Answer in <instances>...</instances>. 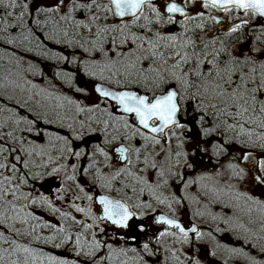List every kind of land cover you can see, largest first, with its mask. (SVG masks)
Listing matches in <instances>:
<instances>
[{
  "label": "snow or ice",
  "instance_id": "obj_1",
  "mask_svg": "<svg viewBox=\"0 0 264 264\" xmlns=\"http://www.w3.org/2000/svg\"><path fill=\"white\" fill-rule=\"evenodd\" d=\"M0 8L17 20H4L0 28V33L17 30L0 36L20 53H12L16 66L44 76L24 54L51 60L57 64L55 79L75 94L56 93L55 85L39 86L23 75V83L0 81V89L27 92L26 99L17 100L25 114L0 108L6 113L0 119V225L9 232L55 248L71 247L75 257L87 258L86 264H151L146 257L157 254L152 238L188 242L190 232L203 236L195 225L186 229L164 214L153 215L148 224L146 212L133 210L152 209L141 199L146 193L168 208L181 203L161 191L170 180L186 190L211 179L184 180L177 169H194L191 157L210 151L219 156L228 152L225 145H233L226 166L230 179L264 188V0H51L39 5L0 0ZM50 45L74 51L68 56ZM97 132L104 133L107 144L138 141L116 147L115 156L99 144L90 152L87 138ZM111 132L116 135L107 139ZM52 180L56 186L50 190L37 187ZM96 189L115 190L122 198ZM235 198L264 210V200L251 194L236 191ZM57 202H67L70 211ZM36 209L58 214L65 223H33L40 219ZM153 227L152 238L129 246ZM41 228L52 234H35ZM0 264L81 261L13 239L10 249H0Z\"/></svg>",
  "mask_w": 264,
  "mask_h": 264
},
{
  "label": "rangeland",
  "instance_id": "obj_2",
  "mask_svg": "<svg viewBox=\"0 0 264 264\" xmlns=\"http://www.w3.org/2000/svg\"><path fill=\"white\" fill-rule=\"evenodd\" d=\"M47 2L46 0H36L37 5L41 3ZM51 3V0L49 1ZM248 43H251V41H247ZM243 54V50L240 53ZM233 150L230 148L229 152H232ZM116 155V154H115ZM112 155V156H115ZM206 155H209L206 157ZM204 155L203 158H200L199 160L194 159L195 167L200 169L199 171H202L204 174H207L211 176V179H206L207 184L205 186L200 185L199 182L192 184L189 188L186 190L183 187L177 188L174 182L169 181V186L165 187L161 191L163 192L164 196H167L170 200L173 199V197L181 198V203L176 204L173 203L172 208H168L164 205H158L155 200H153L147 193L141 197V199L148 201L152 204V209H140L134 211L139 212H146L149 219L147 220L148 224H151V219L153 215L157 214L159 211L165 210L167 212H175L177 209V215L181 216L183 219L186 220V222H194L198 225V230L204 235V228H211L212 230H221V229H229V230H238L242 229L244 232L241 233L240 236H235L236 234H230L227 233V235H221L220 238L216 237L215 239L218 242H215L214 239H211L209 237H203L201 238V241L198 242L197 246L195 247V250L197 251L199 249V246H204L207 248V250L212 251L213 247L216 246V244L219 246L220 252L209 259L206 264H208L210 261H214L216 264H230L229 256H230V249L231 247L237 245V244H245V245H264V226H262V219L260 217V214L255 216L251 213H238L239 207H243L242 204L236 205L237 211H235L232 208L233 204H227L229 203V200H226L229 197L235 196V192H244L251 194L255 197H258L259 199H264V188L256 187L252 192L246 191L245 183L237 181V183L232 182V179H230V173L227 170L226 166L229 163L227 162H219L215 160V155L211 154L210 152L208 154ZM197 160V161H196ZM228 172V174H226ZM223 173V174H222ZM225 173V174H224ZM221 174V175H220ZM190 177V176H189ZM195 179V178H194ZM50 182V181H49ZM48 181L44 182L43 190L47 191L50 190L51 187L56 186V182L52 180L50 183ZM86 184L87 181H84ZM70 185V186H69ZM232 187H229V186ZM68 186L72 189H75V183L74 182H68ZM209 189V190H208ZM98 193H105L101 189H96ZM210 191V192H209ZM107 194V193H105ZM209 196H219L220 198H223L224 200L220 201L221 204L218 206L220 209H218L216 212H218V220L214 223V221H207V223L204 222L202 216L198 212L199 202L203 200L205 197ZM186 197V198H185ZM226 198V199H225ZM70 199V198H68ZM59 204V203H58ZM65 209H68L67 202ZM60 205V204H59ZM153 209L155 212H153ZM201 210V208H199ZM179 213V214H178ZM77 217H80L79 213H74ZM39 216H42L47 221H53L58 224L65 223L64 221L56 220L55 216H51L49 214H39ZM213 216V215H212ZM58 218V217H57ZM228 221V223H225L224 221ZM250 221H253L250 223ZM240 225H244V227H240ZM202 228V229H201ZM245 228L248 229V231H245ZM153 230L151 229L148 233L144 234L140 237V239L133 245L131 241H129V246H137L139 247L141 242L143 240L149 239V237H153ZM191 241L188 240V242H184L182 239L175 237V236H169L162 238L159 243L157 241H152L150 244V247L155 251L157 254L155 256H148L146 259L151 262V264H182V260H184V257L187 255V252H189L190 249V243ZM173 252L175 253V257H173ZM67 255V252L64 250L59 251V256L63 257ZM242 264V261H241Z\"/></svg>",
  "mask_w": 264,
  "mask_h": 264
},
{
  "label": "trees",
  "instance_id": "obj_3",
  "mask_svg": "<svg viewBox=\"0 0 264 264\" xmlns=\"http://www.w3.org/2000/svg\"><path fill=\"white\" fill-rule=\"evenodd\" d=\"M48 3H50V0H46ZM11 10V9H9ZM20 11L19 8L15 9V12L18 14ZM147 11V10H146ZM27 19H31L30 17ZM7 20L8 22L15 24L17 23V20L15 18V16H6L5 15V10L3 8H0V28L3 27V21ZM257 27H259V25H257ZM9 33H11V35H16L17 34V30L15 29H9L8 32H2L0 33V36H8ZM254 39V37L249 36L247 37V41H252ZM50 47L52 48L53 51L56 52H60L64 55H68L71 56V54L73 53V49L71 48H61L58 45H50ZM262 47H264V45H262ZM78 51V50H76ZM13 52H17V54L19 55L20 53L18 52V50L16 48H14L13 46L6 44L3 42V40H0V81H3L5 84H7L8 81H18L20 83H23V80L20 79V76L23 75L25 77V79L27 80H31L33 83H36L39 86H45L49 83L55 85V89L54 91L56 93H60L63 92L64 94L68 95V96H75L74 92H72L66 85H62L61 82L59 80L55 79L54 73L57 70V64L54 63L51 60H45L39 56L33 55V54H27L25 53V60L26 61H31L33 64L37 65V68L39 71H42L44 73V76H40V75H31L29 73H24L23 70L21 68H18L16 66L15 63V58L12 57V53ZM24 67H27V63H25ZM67 68H72V65H67ZM7 79H4V78ZM10 96H15L16 99H9L8 97ZM27 98V92L25 93H21L19 89H13L11 87H7V88H3L0 89V108H9V109H13L15 110L18 114H25L24 113V109L20 108L17 104V100H23ZM74 113H69V115H73ZM3 115L5 114H0V119H2ZM29 118H31V113H28ZM84 117H78V119H83ZM71 122V121H69ZM61 134H66V135H70V133L68 132L67 129H57ZM112 135H116V133L111 132V134L107 137V139H111ZM105 135L102 132H97L91 136H89L87 138L88 141V148L89 151L91 152L94 148L95 145L99 144L101 147H103L105 149V151L109 152V155L112 151V148L115 147L116 145L119 144H123L126 146H129L130 143H137V141H126L123 139H116L113 140L111 144H107L105 143ZM218 139V138H215ZM219 142L221 144L224 143L223 139H219ZM77 144H80L79 141L76 142ZM139 143H142V141H139ZM225 147L228 149V152H222L220 154V157L228 159L229 160V154L231 152H229L230 148L232 150H234L233 145H225ZM190 151V150H189ZM256 152H259V149L255 150ZM96 159L103 161L104 158L103 157H99L97 156ZM134 159V158H133ZM197 159V158H194ZM74 162H76L75 160H73ZM83 164L85 166H87L88 160L87 158H85L83 161ZM119 184H117L118 187ZM38 188H41V190H43V186H41L40 184H37ZM27 190V189H25ZM107 194H110L112 196L118 197V198H122L121 196H118L117 193L115 192V190L111 191V192H105ZM129 194L131 195V192L129 191ZM60 205H59V204ZM238 205V204H237ZM243 207H239V211L238 213H251L255 216L260 214L261 219H264V210H261L260 208H258L256 205L250 204L248 205H244L242 204ZM66 204H63L61 202H57V207H62L64 210L65 209ZM247 207V208H246ZM249 208V210H248ZM251 208V209H250ZM235 211H237V208L234 209ZM37 214H49L51 216H55L56 220H59L58 214H53L52 212H49L47 210H43V209H36ZM58 217V218H57ZM80 218V217H77ZM51 223V224H56L57 226H59L60 224L55 223L53 221H47L45 218H43L42 216H40V219L38 221H33V223ZM62 222V221H61ZM63 224V223H62ZM17 227H20V225H17ZM0 232L3 233L2 236H0V249H10L11 247V241L13 239H15L18 243H23V244H29L30 242L32 243V246L34 247H38L41 248L45 253H50L52 255L55 256H59V251L64 250L67 252V255L63 256L65 258H69L71 260H75V259H79L81 261V263L86 264L87 258L86 257H75L74 256V251L71 247L68 246H62L60 248H55L52 246V243H44L42 240L41 241H33V237L32 236H26V235H20L17 236L12 232H9L7 230V228H5L3 225H0ZM37 235L40 236H44L47 237L49 235H51V229L49 228H41L38 229L37 232L35 233ZM5 241H8V243H5ZM57 243L59 242V240L56 241ZM60 257V256H59Z\"/></svg>",
  "mask_w": 264,
  "mask_h": 264
},
{
  "label": "flooded vegetation",
  "instance_id": "obj_4",
  "mask_svg": "<svg viewBox=\"0 0 264 264\" xmlns=\"http://www.w3.org/2000/svg\"><path fill=\"white\" fill-rule=\"evenodd\" d=\"M212 14L223 15L222 13H216V12H213ZM218 139H220V138H218ZM119 145H121V144H119ZM124 146H126V145H124ZM172 147L174 149L176 147V141L175 140L173 141ZM210 153L212 154L211 151H210ZM110 155H115L114 147L112 148ZM204 155H206V154L198 153L196 156L191 157V159L194 160V158H197V160H199L200 158H203ZM207 156H209V155H206V157ZM215 160L217 161V163H219V162L223 163V162H227V161L229 162L228 159H225V158L222 159V157H220V155L216 156ZM199 170L200 169H198L197 167H194V169H190V168H179V169H177V171L184 174V180L185 181H187L189 179H194L200 175H207V174H204L202 171H199ZM226 174H228V172H226ZM170 181L174 182L176 187L179 189H180V187H183V185H184L183 183H180L175 179L170 180ZM204 181L203 180L199 181V184L205 186V184H207L208 180L206 182H204ZM54 182H56V181L54 180ZM232 182L237 183V181L234 179H232ZM244 185H245L244 188L248 192H252L254 190V188L257 187V186H253V185H251L250 187L246 186V184H244ZM69 198L71 199L70 195H69ZM222 200H224V199L220 198L219 196H215V197L209 196V197L203 198V200L201 202H199L200 204L198 207V212L202 216L205 223H207L208 220H209V222L214 221V223L218 220V218H217L218 212H216V211L218 209H220V207L218 205L221 204L220 201H222ZM226 200H229V203H227L228 205L233 204L232 205L233 209H236L237 204H244L245 206L246 205L249 206L251 204L249 202H245L244 199L237 200L234 195L232 197L228 196V198ZM261 200H264V199L262 198ZM64 203H66V202H64ZM199 208H201V210ZM248 210H249V208H248ZM177 212H178V210L176 209L175 212L174 211L173 212H167V211L163 210V212L159 211L158 213H163V214H166L170 218L178 219L186 229L192 227L193 225H195L197 227V229L199 228L198 225L195 224L194 222H186L185 219H183L181 216L177 215ZM214 216L216 217V219H213ZM162 227L163 226H161V229H162ZM153 228H154L153 232H156L157 229L155 227H153ZM203 231H204L203 237H209L211 239H214L215 242H218L215 238L216 237L220 238L221 235L226 236L227 233H230L233 235L236 234L235 236H240L241 233L244 232V230H242L241 228L238 230H229V229L212 230L211 228H204ZM149 238H152V237H149ZM189 240L191 241L190 242L191 243L190 249H189V252H187V255L184 257V260H182V262H183L182 264H195L196 260H199L200 264H206L210 258L216 256L219 252H220L219 255H221V251H219V249H218L219 246L217 244H216V246L213 247L212 251L207 250V248H205L203 245L199 246V249L196 251L195 247L197 246L198 242L201 241V239H197L194 233H189ZM152 241H155V239L152 238ZM231 248L232 249H238L240 251H239V253H233L231 251L229 252L230 253V256H229L230 264H241V261H242V264H264V245L260 246V245H253L252 244V246H251L250 244L249 245L237 244ZM213 253H215V255H213ZM81 264H83V263H81ZM208 264H216V263L214 261H210ZM217 264H219V263H217Z\"/></svg>",
  "mask_w": 264,
  "mask_h": 264
},
{
  "label": "water",
  "instance_id": "obj_5",
  "mask_svg": "<svg viewBox=\"0 0 264 264\" xmlns=\"http://www.w3.org/2000/svg\"><path fill=\"white\" fill-rule=\"evenodd\" d=\"M119 147V146H118ZM254 185V184H253ZM191 233V232H190Z\"/></svg>",
  "mask_w": 264,
  "mask_h": 264
}]
</instances>
